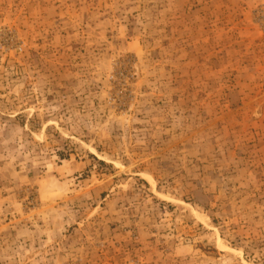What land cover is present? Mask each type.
Listing matches in <instances>:
<instances>
[{
  "label": "rangeland",
  "instance_id": "rangeland-1",
  "mask_svg": "<svg viewBox=\"0 0 264 264\" xmlns=\"http://www.w3.org/2000/svg\"><path fill=\"white\" fill-rule=\"evenodd\" d=\"M0 264H264V0H0Z\"/></svg>",
  "mask_w": 264,
  "mask_h": 264
}]
</instances>
